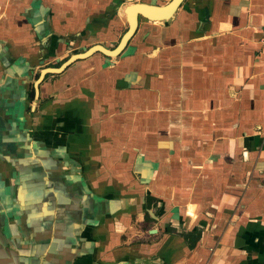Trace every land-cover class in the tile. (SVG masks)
<instances>
[{"label":"crops","instance_id":"crops-1","mask_svg":"<svg viewBox=\"0 0 264 264\" xmlns=\"http://www.w3.org/2000/svg\"><path fill=\"white\" fill-rule=\"evenodd\" d=\"M171 1L0 0V264H264V0L52 71Z\"/></svg>","mask_w":264,"mask_h":264},{"label":"water","instance_id":"water-1","mask_svg":"<svg viewBox=\"0 0 264 264\" xmlns=\"http://www.w3.org/2000/svg\"><path fill=\"white\" fill-rule=\"evenodd\" d=\"M181 2H182V0H172L164 8H162V9L156 8L155 11H158V12L163 11V13L160 14L159 16H157V17L149 16V13L148 12H150V10H149V8H147V6H145L143 4H134V5H132L131 7H129V9H130L129 12L130 11L132 12L131 15H130V17H129V14H128V21H129V24H130V29H129L128 33L122 39L120 45L116 49H114L112 51H109V50H106V49L102 48L101 46H95V47L89 49L87 52H85L83 54H78V55L73 56L69 60V62L66 63L65 65H63L61 68L52 70L53 73L60 72L67 65H69L71 62H74L76 60H79V59H83L85 57H88L89 55H91L92 53L97 52V51H101L103 53H106L107 55H114V56L115 55H118L120 53L121 49L124 47L127 39L132 35L133 30L135 29V25H136L135 16H137V15H144L145 17H147L149 19H153V20L167 18V17H169V15H171L175 11V9L180 5ZM143 11L145 13H143ZM45 73H47V72H45ZM45 73H44V75H45Z\"/></svg>","mask_w":264,"mask_h":264},{"label":"rangeland","instance_id":"rangeland-1","mask_svg":"<svg viewBox=\"0 0 264 264\" xmlns=\"http://www.w3.org/2000/svg\"><path fill=\"white\" fill-rule=\"evenodd\" d=\"M37 208H38V210H41V206L42 205H35ZM0 230L2 231V226H0ZM3 232L4 233H2V238L0 237V246H1V248H3L4 246H3V244H5V240H6V235H7V233H5V231H4V229H3ZM1 233V232H0ZM35 239V238H34Z\"/></svg>","mask_w":264,"mask_h":264},{"label":"built area","instance_id":"built-area-1","mask_svg":"<svg viewBox=\"0 0 264 264\" xmlns=\"http://www.w3.org/2000/svg\"><path fill=\"white\" fill-rule=\"evenodd\" d=\"M260 33H261L260 44L264 48V25H262L260 29Z\"/></svg>","mask_w":264,"mask_h":264},{"label":"bare ground","instance_id":"bare-ground-1","mask_svg":"<svg viewBox=\"0 0 264 264\" xmlns=\"http://www.w3.org/2000/svg\"><path fill=\"white\" fill-rule=\"evenodd\" d=\"M129 10H130V9L128 8V11H127V12H128V14H129V17H130V15H131L132 12H131V11L129 12ZM143 13H145V12L143 11Z\"/></svg>","mask_w":264,"mask_h":264},{"label":"trees","instance_id":"trees-1","mask_svg":"<svg viewBox=\"0 0 264 264\" xmlns=\"http://www.w3.org/2000/svg\"><path fill=\"white\" fill-rule=\"evenodd\" d=\"M146 207H148L149 205H148V203H146V205H145Z\"/></svg>","mask_w":264,"mask_h":264}]
</instances>
